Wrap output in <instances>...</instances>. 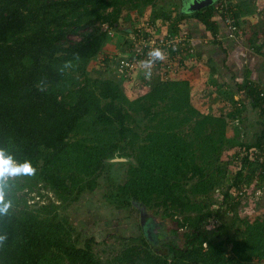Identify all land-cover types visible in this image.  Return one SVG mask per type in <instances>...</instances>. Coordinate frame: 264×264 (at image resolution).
<instances>
[{"label": "trees", "instance_id": "1", "mask_svg": "<svg viewBox=\"0 0 264 264\" xmlns=\"http://www.w3.org/2000/svg\"><path fill=\"white\" fill-rule=\"evenodd\" d=\"M153 3L0 0V147L35 169L6 188L13 206L8 216L0 217V234H7L0 264H264V217L225 222L216 230L203 228L210 218L235 211L238 202L252 197L245 192L246 200L238 198L243 182L250 186L257 179L256 189L264 182V85L246 79L237 85L243 99L229 98L231 107L223 114H202L191 102L186 79L146 84L144 91L129 98L103 66L89 72L90 61L104 54L107 28L118 27L122 9L128 6L136 12ZM218 7L214 3L191 15L212 26L214 14L221 15ZM103 23L106 30L100 27ZM262 34L248 28L244 38L252 46ZM70 35L80 38L72 40ZM130 49L119 57L128 56ZM186 55L188 50L179 55V64ZM66 61L72 66L61 71ZM245 100L257 111L261 129L254 127L255 139L240 143L245 154L230 181L235 191L222 199L224 208L205 210L206 204L192 196L207 195L223 177L224 170L209 167L226 142L229 121L239 116ZM134 114L147 120L143 135L134 127ZM113 156L131 159L124 161L125 176L115 184L116 195L138 212L162 208L161 215L176 219L183 232L173 230V236L161 240L160 223L158 234L151 229L150 236L140 227L142 235L132 245L103 261L93 250L100 241L81 238L66 210L82 194L97 189ZM193 180L186 188L184 183ZM39 184L56 201L32 207L28 191ZM177 215H183L181 220ZM234 226L238 234L211 240V231L223 235Z\"/></svg>", "mask_w": 264, "mask_h": 264}, {"label": "rangeland", "instance_id": "2", "mask_svg": "<svg viewBox=\"0 0 264 264\" xmlns=\"http://www.w3.org/2000/svg\"><path fill=\"white\" fill-rule=\"evenodd\" d=\"M219 1L221 3L223 0H217V3H219ZM226 1L233 8H236V5L237 8H239L242 2V5L246 8L240 11L241 18L236 12L237 21L244 31L247 30L248 27L252 32H254V28L262 29L264 27V0ZM180 4L181 2L179 0H154L152 6L147 5L141 7L140 10L136 12L131 11L128 9V6H125L120 12L119 25L116 27L117 29L107 28V30H109V39H107L104 45L105 52L103 55L90 61L88 65L89 72L91 71L90 69H92L94 73H97L98 68L103 66L106 70L105 73L117 79L127 96H129V98H134L139 92L145 90L146 84L150 85L152 83L155 84L154 82L157 81L163 82L172 79H182L181 76H185L186 71H190V73L193 74V77H190L191 75L189 73L186 76H188V79L192 82L191 84L189 83L192 104L202 114H223L224 111L222 110L224 109L222 105L220 106L221 90L219 88L217 90H208L202 87L199 91L194 92V90L198 88V82H202L200 84H203L204 82L202 79L195 80L196 75L202 77L204 74L201 71L202 63L198 66L191 64L194 59L198 60L196 52L190 54L192 59L188 55L181 64L178 63L179 59L175 58V60H172L170 55H165V59L159 60L157 64H152L151 67L150 64H144L141 61L132 66L133 70L130 73L126 72L124 76L117 72L116 64L119 58L118 54L129 46L128 40H130V42L134 41L136 34L134 33L133 38L131 37L133 28L139 24H143L146 20L158 22L162 25L159 18H164L165 21L162 26V31L171 32L173 35L179 33V31H183L186 36H190V28L178 18L177 12L179 11ZM165 15L168 19L164 17ZM105 25L107 24H101V29L106 30ZM69 38L77 40L80 36L70 35ZM256 41H258V39H256ZM243 44L246 50L250 48V45L245 41ZM104 57H106L107 60L103 61ZM185 57L186 56H184V58ZM186 60L190 63L187 64ZM193 65L194 67L192 68ZM113 68L115 72H113ZM203 86L205 85L203 84ZM223 90L224 88H222V92ZM231 90L232 87L225 91L230 98L233 96L230 95L232 93ZM192 92L196 94L194 97L192 96ZM200 93L202 95L198 97L197 95ZM203 96H205V99H202ZM244 106H248L246 100ZM219 109H221V112H219ZM243 116L240 112L239 116L236 114L234 116L235 118L229 121L226 142L219 153L214 155L212 164L209 167V170H224L220 182L214 185L207 195L192 196L193 200L206 204L204 208L205 210L216 209L217 207L224 208L221 203L222 199H224L225 193L235 191L234 189H230L229 185L232 175L240 166V156L242 155V153L240 154V150L243 148L240 143L244 140H248L249 142L250 140L253 141L256 135L253 134V136L251 134L255 133V129H257V132L261 129L259 122L254 119L256 114L247 120H243ZM134 118V127L143 135L144 126L147 124V120L143 118L141 114H134ZM247 123H252V126L249 125L251 128V132L249 133L246 129V133L243 130V127L247 125ZM183 130L185 133L187 127L185 126ZM126 167L127 164L124 161L108 160L105 164L104 170L99 176V185L97 189L92 193L82 194L80 198L73 202L66 210L68 221L73 225L76 232L81 233V238L84 239L93 236L95 240L100 241V243L93 245V250L96 256L103 261L113 258L121 250L132 245L135 237L142 235L139 225L138 211H136L135 208H131L127 201L119 198L115 191V184L123 180ZM194 181L195 180L185 182V187L188 188ZM262 186V192H260L262 195L260 197L248 198L245 202L242 201L243 203L238 202V207L235 211H228L225 215L221 214L214 219L210 218L204 223L203 228L208 227L210 230H216V228H219L220 225L225 222L229 224L236 222L239 224L241 220L252 221L255 218L264 217V182L262 183ZM28 192V202L32 207L49 200L56 201L52 192L42 184L35 186ZM147 212L155 217L158 224H161L162 229L158 236L161 240L173 236V230H176L178 226L176 219L169 220L168 218H164L161 215L162 208L154 207L147 210ZM60 213H63L62 208H60ZM176 217L178 220H181L183 215H177ZM236 228V226L231 227L226 233L218 236L213 230L211 231L210 238L212 241L217 242L227 236H234L239 233L236 231ZM154 230L157 232L155 234H158V227H155ZM177 231L178 234H176L180 235L183 232V229L179 227ZM180 241L181 240L179 239L178 243H181ZM79 244L81 245V243Z\"/></svg>", "mask_w": 264, "mask_h": 264}, {"label": "crops", "instance_id": "3", "mask_svg": "<svg viewBox=\"0 0 264 264\" xmlns=\"http://www.w3.org/2000/svg\"><path fill=\"white\" fill-rule=\"evenodd\" d=\"M244 8L242 2L239 8H237L236 5V8L234 9V11L236 10L235 14L237 12V15L241 18L240 11L244 10ZM177 14L179 15L178 18L180 15H184L180 20L190 28L191 33L189 37L192 45H194L196 56L198 58V60H195L193 57L194 60L191 64L198 66L202 63L201 71L204 74L202 77L196 75L195 80L202 79L205 86L200 84L202 82H198V88L195 89L194 92L199 91L202 87L208 90H217L219 88L221 90L220 106L222 105L223 109L226 110L231 107V104L228 101L230 97H228L227 92H225L230 87H232V93L230 95H233L232 97L234 100H239L243 98V93L237 89V85L244 80L248 79L255 84L264 85V27L261 29L257 26L259 30L254 28V32H260L263 30V34L258 37L259 39L255 44L252 46L249 44L251 47L246 50L243 44L245 38L239 41H234L226 37V29L219 13L214 14L211 20L212 26L204 25L202 21L193 17L191 13H184L179 10ZM159 19L164 23V18ZM254 45H256V48L261 46L260 51L257 52L256 48L252 49ZM189 56L192 59V56ZM187 57L188 55H186L185 59ZM185 59H183V62ZM186 63L188 64L190 62L187 61ZM188 73L191 75L190 77H193V74L190 73V71H186L185 76H181V78L188 80L191 84L192 82L188 79V76H186ZM222 88H224V93L222 92ZM194 92H192L193 97L196 95ZM201 95L202 94L200 93L197 96L199 97ZM204 97L205 96H203L202 99H205ZM241 113L242 116L244 115L243 120H247L255 114L257 116V111L253 110L249 104L247 107L244 106L241 109ZM256 116H254V119L257 121L258 116ZM249 125L252 126V123H247V125L243 127L244 132L250 127Z\"/></svg>", "mask_w": 264, "mask_h": 264}, {"label": "built area", "instance_id": "4", "mask_svg": "<svg viewBox=\"0 0 264 264\" xmlns=\"http://www.w3.org/2000/svg\"><path fill=\"white\" fill-rule=\"evenodd\" d=\"M218 9L221 13L220 16L226 29V37L234 41L243 39L244 29L240 27L237 21L234 11L235 8H233L226 0H223L221 3L219 1ZM163 25L164 23L160 25L158 22L149 20L143 22L140 28L136 29V31L132 30L131 37L133 38L134 33L136 34V37L133 42L128 40V45L131 46L130 51H128L129 54L128 56L119 57L117 60L116 68L119 74L124 76L126 72L130 73L133 70L132 66L141 61L144 64H150V67L152 64H157L159 60H156L154 63H147L151 59L149 54L153 49H160L166 56L170 55L172 60H175V58L177 59L184 51L188 50L190 54L195 52L194 45H192L189 36H186L183 31H179V33L174 35L171 32L162 31ZM105 26L107 28V25ZM241 153L242 155L245 154L244 148L240 150V154ZM260 158L263 157L260 156ZM256 182L257 179H254L253 184L250 186L243 182L242 188L238 190V198L246 200L245 192L252 194V197H260L262 195L260 192H262L261 188L263 186H260V184L259 188L256 189L254 185Z\"/></svg>", "mask_w": 264, "mask_h": 264}, {"label": "clouds", "instance_id": "5", "mask_svg": "<svg viewBox=\"0 0 264 264\" xmlns=\"http://www.w3.org/2000/svg\"><path fill=\"white\" fill-rule=\"evenodd\" d=\"M149 55L151 59L147 63H154L156 60L165 59V54L160 49H153ZM71 66L72 62L66 61L61 71ZM40 90L42 91L43 89L41 88ZM34 173L35 169L32 167L30 161H19L13 152L5 147H0V217L8 216L13 206L12 200L9 198L6 199V188L19 178L31 176ZM6 240L7 234H0V247H3Z\"/></svg>", "mask_w": 264, "mask_h": 264}, {"label": "flooded vegetation", "instance_id": "6", "mask_svg": "<svg viewBox=\"0 0 264 264\" xmlns=\"http://www.w3.org/2000/svg\"><path fill=\"white\" fill-rule=\"evenodd\" d=\"M181 2L180 5H184L185 7L189 5L190 2H193L192 0H179ZM197 1H203V0H197ZM205 1V0H204ZM217 3V0H215ZM139 225L142 230H144L145 234L150 236L151 229L154 230L155 227H158V223L156 222V219L153 215L147 212L145 209L139 210Z\"/></svg>", "mask_w": 264, "mask_h": 264}, {"label": "water", "instance_id": "7", "mask_svg": "<svg viewBox=\"0 0 264 264\" xmlns=\"http://www.w3.org/2000/svg\"><path fill=\"white\" fill-rule=\"evenodd\" d=\"M193 2H190L189 5H187L186 7L184 5H180L179 10L184 12V13H193L199 9H202L206 6H210L212 5L215 0H203V1H197V0H192ZM108 160L110 161H128L131 160L128 156H113L111 158H109Z\"/></svg>", "mask_w": 264, "mask_h": 264}]
</instances>
